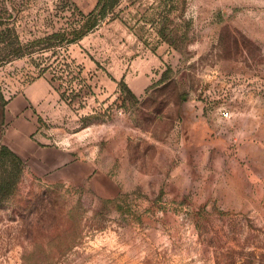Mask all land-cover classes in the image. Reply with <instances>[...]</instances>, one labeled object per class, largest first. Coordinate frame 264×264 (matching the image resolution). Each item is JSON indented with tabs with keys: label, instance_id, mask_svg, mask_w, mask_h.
<instances>
[{
	"label": "rangeland",
	"instance_id": "rangeland-1",
	"mask_svg": "<svg viewBox=\"0 0 264 264\" xmlns=\"http://www.w3.org/2000/svg\"><path fill=\"white\" fill-rule=\"evenodd\" d=\"M0 3L21 42L0 52L22 55L0 65V149L35 92L21 149L102 154L68 176L19 154L0 264H264V0H118L92 30L99 0Z\"/></svg>",
	"mask_w": 264,
	"mask_h": 264
},
{
	"label": "crops",
	"instance_id": "crops-1",
	"mask_svg": "<svg viewBox=\"0 0 264 264\" xmlns=\"http://www.w3.org/2000/svg\"><path fill=\"white\" fill-rule=\"evenodd\" d=\"M34 94L35 92H25L15 97L11 102V114L14 122L9 138L14 150L21 155H25L27 152L32 153L36 160V168H40L45 173L57 171L68 176L73 169L80 168L87 175L94 174L102 163L100 149L94 145L80 149L74 146L71 148L43 146L35 142L29 149H21V144L26 138L32 137L39 131V117L32 110L34 100L37 99ZM71 181L73 180L71 179Z\"/></svg>",
	"mask_w": 264,
	"mask_h": 264
},
{
	"label": "trees",
	"instance_id": "trees-1",
	"mask_svg": "<svg viewBox=\"0 0 264 264\" xmlns=\"http://www.w3.org/2000/svg\"><path fill=\"white\" fill-rule=\"evenodd\" d=\"M118 0H99V4L97 6V11L92 13L88 17L89 30L94 29L98 24L101 18H104L116 6ZM1 5V3H0ZM16 15H11V17H2L0 16V45L6 42V37L4 35H12L15 37V41L18 45L21 44L19 33L16 28ZM66 35L57 33L55 37L61 38ZM78 37L71 42L77 41L85 36V34L77 35ZM22 55L14 52L6 53L0 52V65L9 63L12 60L21 57ZM46 146V145H44ZM0 157L5 161L4 165L7 167V171L4 170L2 183L0 185V192H4L9 189L10 195H12L13 186L17 183L19 175L22 174L24 170V161L23 158L15 153L10 148L4 146L0 149ZM15 167V169H13ZM11 168V170H9Z\"/></svg>",
	"mask_w": 264,
	"mask_h": 264
}]
</instances>
